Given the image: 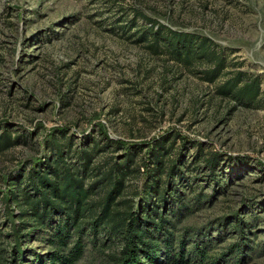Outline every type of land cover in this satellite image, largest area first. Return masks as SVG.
Masks as SVG:
<instances>
[{
  "label": "rangeland",
  "instance_id": "374dc122",
  "mask_svg": "<svg viewBox=\"0 0 264 264\" xmlns=\"http://www.w3.org/2000/svg\"><path fill=\"white\" fill-rule=\"evenodd\" d=\"M152 25L207 37L225 58L220 77L208 81L212 65L204 61L184 65L161 48L152 52ZM237 71L260 81L259 107L218 93ZM3 129L16 140L0 154V251L7 260L17 249L18 264H33L35 254L52 250L47 228L20 238L15 232L27 220L8 202L10 173L46 158L55 140L70 143L66 160L76 167L74 150L93 147L90 167L99 170L137 149L133 164L142 171L149 148L163 140L172 143L169 157L176 161L182 151L189 167L180 165L187 179L176 184L188 206L197 194H214L180 220L168 216L176 250L187 231L188 264H197L192 249L200 237L213 238L206 257H221L219 264H264V0H0ZM197 145L199 158L220 157L225 172L215 170L218 190L204 160L193 162ZM143 178L127 179L124 194L139 191ZM237 218L248 222L243 231L234 226ZM89 227L84 224L83 254L74 264H116L122 238L102 224L95 232ZM234 243H241V254L226 256ZM143 263L171 262L162 253L156 263Z\"/></svg>",
  "mask_w": 264,
  "mask_h": 264
},
{
  "label": "trees",
  "instance_id": "16d2710c",
  "mask_svg": "<svg viewBox=\"0 0 264 264\" xmlns=\"http://www.w3.org/2000/svg\"><path fill=\"white\" fill-rule=\"evenodd\" d=\"M150 30L151 43L147 46L152 52L160 53L163 49L172 59L184 65L204 61L212 65L208 69L207 80L214 82L220 77V72L226 66L225 58L221 51L215 50L207 37L172 30L162 25L156 28L152 25ZM147 37L144 32L141 40L144 41ZM217 91L221 95H230L245 105L260 106V81L241 71L225 78L217 86ZM15 143L16 140L11 138L7 129L0 132V154L12 148ZM64 147L73 150L70 143L65 146L59 141H52L51 152L46 158L36 161L27 170L20 169L8 175V202L19 209V219L27 220L19 222L20 225L15 230L18 237H27L42 228L50 230L46 240L52 250L45 254L48 256L47 260L43 258L45 255L39 257L35 254L33 264H74L83 254L84 224L90 225L91 232H95V228L102 224V229L107 230L105 232L122 238V256L116 260V264H144L143 259L156 263L162 253L172 264L190 262L188 255L184 254L185 236L188 232L184 231L181 237H177L176 250L175 233L169 230V225L171 228L174 222L167 218L173 216L174 220H180L192 207L203 201H211L214 194L205 199L197 194L193 203L188 206L184 193L176 189L177 181L187 179L180 166L184 165L182 151L177 160L173 161L169 157L172 143L166 147L163 140H156L142 163V171L138 164H133L137 149L125 152L124 159L99 170L97 167H90L93 147L90 150H74L73 156L78 158L79 163L77 167L66 160L70 155H66ZM197 150L193 162L204 160L202 168L209 171L207 176L215 182L217 187L214 189L218 190V173L215 170L221 166L220 170L225 172L220 157L211 154L199 158L202 146L197 145ZM135 173L144 177L141 187L139 184V191L135 189L132 194L126 195V180ZM90 174L97 178L86 184L84 179L91 177ZM96 186L100 189L98 200L92 197L96 194ZM29 219L31 220L28 221ZM235 223L234 226L243 231V226H247L248 222L237 218ZM196 233L200 234L198 231ZM198 240L200 243H195L192 249V262L219 264L221 257H206L207 246L213 238L200 237ZM245 246L243 241L244 250ZM240 249L241 243H234L226 256H238L241 254ZM16 250L11 254V261L0 251V264H18L19 255Z\"/></svg>",
  "mask_w": 264,
  "mask_h": 264
}]
</instances>
